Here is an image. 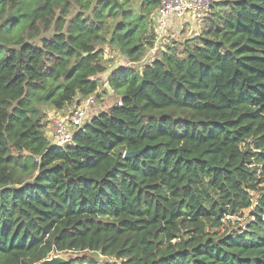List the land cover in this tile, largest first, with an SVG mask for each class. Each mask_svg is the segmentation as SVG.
<instances>
[{"label":"trees","instance_id":"trees-1","mask_svg":"<svg viewBox=\"0 0 264 264\" xmlns=\"http://www.w3.org/2000/svg\"><path fill=\"white\" fill-rule=\"evenodd\" d=\"M159 4L0 0V264H264V0L148 58ZM105 47L119 104L55 146L47 112L97 92Z\"/></svg>","mask_w":264,"mask_h":264},{"label":"built area","instance_id":"built-area-1","mask_svg":"<svg viewBox=\"0 0 264 264\" xmlns=\"http://www.w3.org/2000/svg\"><path fill=\"white\" fill-rule=\"evenodd\" d=\"M215 3L216 0H160L154 14L156 38L148 58H151L164 45L177 41L176 28L183 29L189 23H201ZM108 86L105 82V87ZM101 99L102 96L94 93L84 98L76 108L71 110L66 119L56 120L50 142L59 147L70 145L74 134L91 119L88 110L98 105ZM226 221L238 224L242 230H246L247 224L253 222L254 217L249 213L245 215L243 212L239 215H226L223 222Z\"/></svg>","mask_w":264,"mask_h":264},{"label":"rangeland","instance_id":"rangeland-1","mask_svg":"<svg viewBox=\"0 0 264 264\" xmlns=\"http://www.w3.org/2000/svg\"><path fill=\"white\" fill-rule=\"evenodd\" d=\"M152 19L154 20V18H152ZM154 23H155V20H154ZM201 24L202 23H198V24L195 23V24H193V26H190L188 31H185L182 34H179L177 36V41L181 42V41H183L185 39L190 38L193 35L198 34L200 32V29H201V26H202ZM103 60L105 61V64H106V66L108 68V71H107L106 75H108L109 74L108 72L111 71L112 69H115V68L120 67V66L127 65V60H125L122 56H120L116 51H114V50H112V49H110L108 47L104 48ZM100 88H101V93H100ZM106 89H107L108 94L104 92L105 91V87L104 86L99 87V89L97 90L96 93L98 94V96H102V99L100 100L98 105H96L94 107H91L88 110L89 117L92 118L93 116H95L98 113H100L99 111L108 110L109 106L113 105V104L110 103V104L105 105V101L108 100V99H113V98L116 99L118 97V95L114 94V92L112 93L113 90H111L109 88V86ZM103 97H105V98L107 97V98L105 99ZM115 99H113V100H115ZM71 110H73L72 106L69 107V108L64 109V111H62V113L59 112V111H56V112H59V114L55 115V117L56 118H61V119H66L68 117L69 112H71ZM52 112L53 111H48L47 112V120L50 123L49 127H48L49 129H47L49 131V134H50V132L53 133L54 122L56 121V120L55 121L52 120V122H51V120H50L53 115H49V114H52ZM52 123H53V125H52ZM244 213H245V215H247L248 211H245ZM52 256L53 257H60V258L67 259V260H75L78 257L86 256V257H91V258L95 259L100 264L104 263V262H111L112 261V259L102 257L99 254H92V253H71V252H68V253L53 254Z\"/></svg>","mask_w":264,"mask_h":264},{"label":"crops","instance_id":"crops-1","mask_svg":"<svg viewBox=\"0 0 264 264\" xmlns=\"http://www.w3.org/2000/svg\"><path fill=\"white\" fill-rule=\"evenodd\" d=\"M220 0H216V2H219ZM192 24V25H191ZM193 24L194 23H189V24H187L186 26H185V28H183V29H180V28H176V30L178 31L177 33H178V35L179 34H182L183 32H185V31H188V29H189V27L190 26H193ZM113 70V69H112ZM111 71H109L108 73H110ZM107 76L108 75H106V73L104 74V75H101V76H99V80H100V87H102V86H104L105 87V82H106V80H107ZM105 93H107L108 94V92H107V89H106V87H105V91H104ZM100 93H101V88H100ZM103 98H105V97H103ZM107 98V97H106ZM105 98V99H106ZM113 99H115V98H113ZM113 99H108V100H106L105 101V105H107V104H110V103H112L113 105H110L109 106V108L110 107H112V106H114V105H117V104H119V102H120V98H119V96L115 99V100H113ZM69 108V107H68ZM66 109V108H65ZM74 109V108H73ZM62 111H64V110H62ZM62 111H59V112H61L62 113ZM105 111V110H104ZM59 112H56V111H53L52 112V114H49V115H53L52 117H51V122H52V120L53 121H55V120H58V119H60V118H56L55 117V115H57V114H59ZM99 112H101V111H99ZM49 124L50 123H48V125H47V129H49L48 127H49ZM52 125H53V123H52ZM52 132H50V134H49V131L47 130L46 131V136H47V138L50 140L51 139V134Z\"/></svg>","mask_w":264,"mask_h":264},{"label":"water","instance_id":"water-1","mask_svg":"<svg viewBox=\"0 0 264 264\" xmlns=\"http://www.w3.org/2000/svg\"><path fill=\"white\" fill-rule=\"evenodd\" d=\"M147 61L145 60L144 61V64H146ZM143 150H139V151H135V152H125L124 154V157L125 158H133V157H136L138 156ZM70 260H67V259H63V258H60V257H49L47 259H44L42 261H40L39 263L37 264H68Z\"/></svg>","mask_w":264,"mask_h":264}]
</instances>
